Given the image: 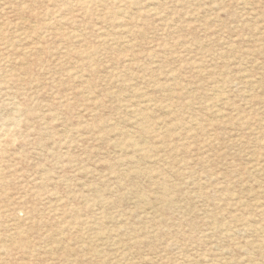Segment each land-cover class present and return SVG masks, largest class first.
I'll list each match as a JSON object with an SVG mask.
<instances>
[{
	"label": "rangeland",
	"instance_id": "rangeland-1",
	"mask_svg": "<svg viewBox=\"0 0 264 264\" xmlns=\"http://www.w3.org/2000/svg\"><path fill=\"white\" fill-rule=\"evenodd\" d=\"M0 264H264V0H0Z\"/></svg>",
	"mask_w": 264,
	"mask_h": 264
},
{
	"label": "bare ground",
	"instance_id": "bare-ground-1",
	"mask_svg": "<svg viewBox=\"0 0 264 264\" xmlns=\"http://www.w3.org/2000/svg\"><path fill=\"white\" fill-rule=\"evenodd\" d=\"M83 1H85V0H83ZM17 118H18V116L15 115V118H14V119L17 120ZM18 120H19V119H18ZM12 140H13V139H10V140H8V142H10V141H12Z\"/></svg>",
	"mask_w": 264,
	"mask_h": 264
}]
</instances>
